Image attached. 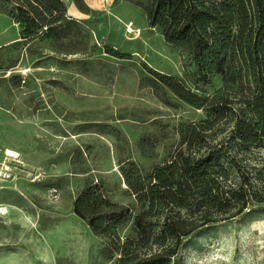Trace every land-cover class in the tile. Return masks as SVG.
<instances>
[{
	"label": "rangeland",
	"instance_id": "1",
	"mask_svg": "<svg viewBox=\"0 0 264 264\" xmlns=\"http://www.w3.org/2000/svg\"><path fill=\"white\" fill-rule=\"evenodd\" d=\"M64 1L60 38L21 39L0 7V45L13 39L0 48V264H115L119 249L74 212L77 193L97 184L132 206L120 162L149 171L178 147L180 124L204 116L153 80L146 67L198 85L135 0ZM244 157L262 177L264 146ZM170 264H264V205L197 229Z\"/></svg>",
	"mask_w": 264,
	"mask_h": 264
},
{
	"label": "trees",
	"instance_id": "2",
	"mask_svg": "<svg viewBox=\"0 0 264 264\" xmlns=\"http://www.w3.org/2000/svg\"><path fill=\"white\" fill-rule=\"evenodd\" d=\"M134 3L149 26L184 51L198 85L193 90L146 67L153 80L204 116L180 124L178 147L149 171L130 159L120 162L134 206L90 184L77 193L73 209L119 249L115 264H170L182 239L197 229L264 205V174L244 157L264 146V0ZM0 7L18 22L23 40L60 38L70 29L63 0H0ZM214 78L218 87L203 88ZM127 221L131 232L121 235L118 226Z\"/></svg>",
	"mask_w": 264,
	"mask_h": 264
},
{
	"label": "crops",
	"instance_id": "3",
	"mask_svg": "<svg viewBox=\"0 0 264 264\" xmlns=\"http://www.w3.org/2000/svg\"><path fill=\"white\" fill-rule=\"evenodd\" d=\"M63 1H64V0H63ZM64 2H65V1H64ZM11 43H13V39L8 40V41L2 43V44L0 45V48L6 46V45H8V44H11ZM7 149H9V148H7Z\"/></svg>",
	"mask_w": 264,
	"mask_h": 264
},
{
	"label": "bare ground",
	"instance_id": "4",
	"mask_svg": "<svg viewBox=\"0 0 264 264\" xmlns=\"http://www.w3.org/2000/svg\"><path fill=\"white\" fill-rule=\"evenodd\" d=\"M6 154L10 155V156H17V153H15L14 151L12 150H6Z\"/></svg>",
	"mask_w": 264,
	"mask_h": 264
}]
</instances>
